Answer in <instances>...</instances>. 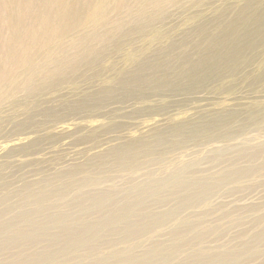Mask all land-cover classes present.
I'll use <instances>...</instances> for the list:
<instances>
[{"label": "rangeland", "instance_id": "rangeland-1", "mask_svg": "<svg viewBox=\"0 0 264 264\" xmlns=\"http://www.w3.org/2000/svg\"><path fill=\"white\" fill-rule=\"evenodd\" d=\"M245 6L264 0H0V264H264V20L235 44Z\"/></svg>", "mask_w": 264, "mask_h": 264}, {"label": "bare ground", "instance_id": "bare-ground-1", "mask_svg": "<svg viewBox=\"0 0 264 264\" xmlns=\"http://www.w3.org/2000/svg\"><path fill=\"white\" fill-rule=\"evenodd\" d=\"M102 7H103L102 2H99L98 5H97V7H96V13H99L100 10L102 9ZM254 16H256V19L259 22L262 21V20H264V9L263 10H259V14H257L255 11H252L250 9V6H248V7L245 6L244 8H242L241 9V12L237 15L236 19L231 23V25H232V27L234 29L233 35H236L234 33L237 31V29L239 28V26H243L244 27V31H242L240 33L241 35L245 34V32H247V31H249L250 30V28H249L250 27V24L246 23V20H248V19H250V18H252ZM256 32H258V34L263 37L264 36V27L263 26H260L256 30ZM223 33L224 34L232 35L231 33H226V32H223ZM233 35H232V39H234ZM246 36L247 35H243V36H241V38H236L239 41H236L234 43L237 44V45H240V41L241 40L243 41V40L255 39V36L256 35L252 34L250 36H247V37ZM256 43L257 42H252V43L249 44V46H254V45H256ZM219 62L220 63H223L224 61L221 58L219 60ZM229 119H230V117L229 116H226L224 118L209 120L207 122H204V124L203 125H200L199 127H196V126L195 127L194 126H191L190 127V125H183V126L179 125V126H176L174 128L175 138L173 139V141L175 142L177 140V142H182L183 140H187V139H196V138L200 137L201 133L203 132V128H205V127H214L215 128V131L216 130H220V127L223 128L229 122L231 123V120H229ZM220 122H221V124H219ZM208 138H211V140L221 139V140H225V141H230V140L235 139V137H232L231 135H229V131L224 132V134L222 135V137H221V135L217 136V134H216V135H212V136H210ZM158 139L159 140H162L163 139L165 141L168 140V138H164V136H161ZM171 139H172V137L169 138V140H171ZM175 145H178V144H175ZM135 146H137V144H134V145L129 146V147H131L132 149L133 148L135 149ZM165 146L166 145H164L163 147L165 148ZM144 147H146V146H144ZM144 147H142V148H144ZM150 152H151L150 150H148V151L144 150L142 153H143V156H148V155H150ZM256 152H258V151H256ZM263 152H264V149L258 155L256 153L254 157L261 156ZM125 153L126 152H124V154ZM118 156L120 158V159H118V161L121 162V163H124V156H123V154H118ZM137 162H140V161H136L134 159L133 160V163H132L133 166H135L134 165L135 163L138 164ZM108 178H110V177H108ZM97 183H99V182H97ZM38 192H39V196L41 197V199H35L36 201H47L50 198V195L44 193V191H41V188L39 189ZM84 195H86V194H84ZM20 198L21 199H24L25 198V195H21ZM2 199L3 200H6L5 198H2ZM36 206H38V205H36ZM90 231H92V230H90ZM102 231L103 232L106 231V228L102 229ZM128 231H132V230L131 229H128ZM69 232H75V229H70ZM73 235H75V234H73ZM68 241H70V242L67 243ZM80 245H81V240H79V239H77L75 237H73L72 239H66V242H65V253L67 255H69V254H72V255L76 254L77 251H78V249H79V247H80ZM101 264H108V263L105 262V261H103V259H102V263Z\"/></svg>", "mask_w": 264, "mask_h": 264}]
</instances>
